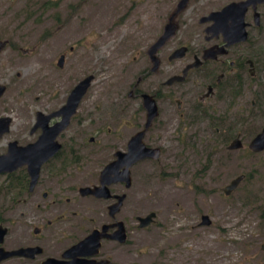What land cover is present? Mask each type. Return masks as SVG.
Segmentation results:
<instances>
[{"label":"flooded vegetation","instance_id":"af4514ba","mask_svg":"<svg viewBox=\"0 0 264 264\" xmlns=\"http://www.w3.org/2000/svg\"><path fill=\"white\" fill-rule=\"evenodd\" d=\"M96 4L101 6L99 0ZM115 5L119 23L111 22L118 41L124 34L135 41L142 28L143 34L148 35L141 41L140 58L144 65L124 97L114 98L111 108L99 106L95 100L89 105L88 100L85 102L89 84L65 127L53 136L59 147L39 164L32 178L29 168L35 166L36 157L30 158L26 153L43 135V116L50 115L47 127L59 122L61 115L52 113L61 108L81 79L93 74L79 78L64 100L48 109L42 108L41 103L48 97L50 104L55 103L57 94L40 91L41 98L34 96L38 101L34 109L29 110L28 105L16 123L4 102L9 85L0 81V118L9 119L0 134V264H185L180 257L179 232L177 235L169 230L174 223L179 225L182 218L179 202L162 215L153 207L149 193L150 179L182 174L164 170L159 161L162 145L150 144L145 138L158 120L164 121V128L172 120V136L177 143L182 142L181 131L187 118L192 116L195 120L187 125L206 120L208 115L216 114L214 102L225 103L229 112L231 89L249 80L257 79L260 87L258 99L250 100L249 105H257L264 116V0H115ZM241 28L244 38L238 40ZM164 31L171 35L152 50ZM0 41H4L0 49L4 65L10 64L18 53L22 57L36 53V44L25 49L9 38ZM67 54L56 53L55 66L61 69ZM153 78L155 85L151 83ZM29 92V88L19 90L17 97ZM142 94L151 96L157 107L142 142L146 147L158 148L159 156L133 163L129 167L128 187L117 179L118 173L112 182L101 185L100 171L118 153L126 152L130 138L143 128ZM219 127L225 126L220 124L214 129L219 132ZM235 137L241 147L229 150ZM250 139L244 150L241 134L220 138L227 154L240 150L253 153L247 147ZM16 151L23 155L15 157ZM81 188L90 192H82ZM122 195L121 204L111 212L110 207ZM256 206L250 207L251 211L260 210L261 219L264 206ZM202 215L207 214L199 216L197 226L201 225ZM171 240L173 243H169ZM259 248L264 252V241Z\"/></svg>","mask_w":264,"mask_h":264},{"label":"rangeland","instance_id":"374dc122","mask_svg":"<svg viewBox=\"0 0 264 264\" xmlns=\"http://www.w3.org/2000/svg\"><path fill=\"white\" fill-rule=\"evenodd\" d=\"M96 2L0 0V38H9L25 49L36 44V53L25 57L18 53L8 65L0 58V81L9 85L4 94L5 107L13 122L19 121L28 105L29 110L34 109L38 102L34 96L41 98L40 91L57 94L55 103H49L50 97L41 103L42 108L48 109L61 103L73 84L89 73L94 78L85 97L88 105L95 100L99 106L111 108L114 98H123V93L131 88L144 65L140 58L141 41L148 35L143 34L142 28L135 41L129 34L118 41L113 34L115 24L111 22L118 19L115 0H99L101 6ZM64 51L68 54L60 69L55 66V54ZM151 83L155 85L156 79ZM26 88L30 92L17 97L18 91ZM259 90L257 79L234 86L229 93V112L225 103L214 102L216 114L208 115L206 120L187 125L186 122L195 121L190 116L181 131L182 142L177 143L172 136V120L166 123L165 127L170 125L167 128L163 127V120H158L145 138L150 144L162 145L159 161L164 170L182 174L150 179L149 193L153 207L162 215L179 202L182 218L179 225L174 223L169 230L177 235L179 232L180 257L185 264L264 262V252L259 248L264 241V221L258 219L260 210L250 208L264 206L260 205L264 203V150L227 154L220 140L225 135L230 139L241 134L245 150L246 142L264 126L260 108L249 105L250 100L258 99ZM220 124L225 127H219L217 132L214 128ZM240 173L245 177L225 196L220 188ZM201 214L208 215L209 225L197 226Z\"/></svg>","mask_w":264,"mask_h":264},{"label":"water","instance_id":"95a60500","mask_svg":"<svg viewBox=\"0 0 264 264\" xmlns=\"http://www.w3.org/2000/svg\"><path fill=\"white\" fill-rule=\"evenodd\" d=\"M171 35V32H166L164 31L156 40V42L152 45L153 49L159 46L167 37ZM244 38V31L241 28L240 31V36L237 38L238 40ZM235 39V40H237ZM4 41H0V49L3 46ZM60 63V59H59ZM93 79L92 75H88L81 79L69 92L67 99L65 103L61 106V108L55 112L52 113V115L55 114H60L61 115V120L55 125L47 127L46 122L47 119L50 117L48 116H43V135L40 138V140L37 142V144L30 146L29 147V152L26 153V156L30 158L36 157V162L35 166L32 167L31 169L29 168V175L32 178L34 176V172H36L39 164L43 162L46 158H48L54 150H56L59 145L54 141V134H56L59 130H61L63 127L68 122L69 116L74 112L80 98L83 96L85 91L87 90L89 84L91 83ZM3 87L0 86V93L2 92ZM141 104L142 107L145 111V120L143 124V128L136 132L128 141L127 144V151L124 153H118L117 158L106 164L103 169L100 171L99 174V181L101 185L103 184H108L114 180V174L118 173L117 179L122 180L125 182V186H129V167L135 163L137 160H140L142 158L146 157H151V158H157L159 156V149L158 148H151V147H146L143 142H142V137L144 132L148 129L150 126L153 118L156 116L157 113V107L155 104V101L151 96L148 94H142L141 95ZM51 115V116H52ZM8 117L5 118H0V134L4 132L7 128L8 124ZM54 132V133H53ZM241 147V141L239 140L238 137H235L232 139L228 145L229 150H236ZM248 149L253 152V153H258L264 150V129L262 128L259 130L248 142L247 144ZM40 148L39 150H37ZM46 149V150H45ZM31 151V152H30ZM53 151V152H52ZM12 151L8 154H11ZM15 157L23 155V152L21 151H16L14 152ZM32 154V155H31ZM41 155V159L38 158V156ZM119 154H121L119 156ZM7 157V156H6ZM6 157L3 156V160L6 159ZM38 159V160H37ZM12 161H16V159H13ZM17 162V161H16ZM34 162V159L32 160ZM5 164V163H4ZM122 167L121 171H118V168ZM118 171V172H117ZM244 178L243 174H238L231 178L222 188L221 192L224 195H229L233 190L237 188V186L240 184L242 179ZM82 192H87L89 191L88 188H81L80 189ZM90 192V191H89ZM124 195L118 197V202L113 204L110 207L111 212L116 210L119 205L121 204V200L123 199ZM150 215H148L146 218L143 220L149 219ZM202 225H208L210 223V220L207 215H202L201 216V222ZM263 264V263H262Z\"/></svg>","mask_w":264,"mask_h":264},{"label":"trees","instance_id":"16d2710c","mask_svg":"<svg viewBox=\"0 0 264 264\" xmlns=\"http://www.w3.org/2000/svg\"><path fill=\"white\" fill-rule=\"evenodd\" d=\"M261 220H263V221H264V216H263V215H261Z\"/></svg>","mask_w":264,"mask_h":264}]
</instances>
